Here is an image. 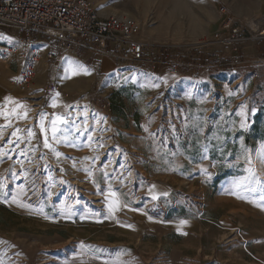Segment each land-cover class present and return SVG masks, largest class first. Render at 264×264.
I'll return each instance as SVG.
<instances>
[{
    "label": "rangeland",
    "instance_id": "rangeland-1",
    "mask_svg": "<svg viewBox=\"0 0 264 264\" xmlns=\"http://www.w3.org/2000/svg\"><path fill=\"white\" fill-rule=\"evenodd\" d=\"M91 1L141 23L147 62L77 50L30 88L0 67V264H264V44L213 42L264 15Z\"/></svg>",
    "mask_w": 264,
    "mask_h": 264
},
{
    "label": "built area",
    "instance_id": "built-area-1",
    "mask_svg": "<svg viewBox=\"0 0 264 264\" xmlns=\"http://www.w3.org/2000/svg\"><path fill=\"white\" fill-rule=\"evenodd\" d=\"M2 28L21 36H10ZM213 42L262 47L264 17L227 20ZM149 48L135 17L127 13L103 15L91 0H0V67L15 65L10 82L16 88H30L43 61L75 54L77 50L109 52L142 65L147 62ZM56 89V85L47 84L40 89V96L48 97Z\"/></svg>",
    "mask_w": 264,
    "mask_h": 264
},
{
    "label": "crops",
    "instance_id": "crops-1",
    "mask_svg": "<svg viewBox=\"0 0 264 264\" xmlns=\"http://www.w3.org/2000/svg\"><path fill=\"white\" fill-rule=\"evenodd\" d=\"M258 13L264 15V0H253V15L258 14ZM247 50L251 51L250 48L245 49L246 52H247ZM253 53H254V49H253ZM76 75H78V74H76ZM76 78L78 80L82 79V77L80 75H78Z\"/></svg>",
    "mask_w": 264,
    "mask_h": 264
},
{
    "label": "snow or ice",
    "instance_id": "snow-or-ice-1",
    "mask_svg": "<svg viewBox=\"0 0 264 264\" xmlns=\"http://www.w3.org/2000/svg\"><path fill=\"white\" fill-rule=\"evenodd\" d=\"M53 131H55V129H53ZM46 146H47V144H46Z\"/></svg>",
    "mask_w": 264,
    "mask_h": 264
}]
</instances>
